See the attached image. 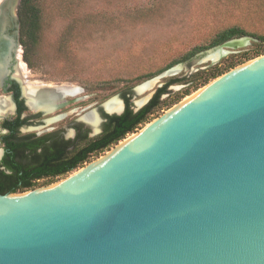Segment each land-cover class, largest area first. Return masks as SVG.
Instances as JSON below:
<instances>
[{
  "label": "water",
  "instance_id": "95a60500",
  "mask_svg": "<svg viewBox=\"0 0 264 264\" xmlns=\"http://www.w3.org/2000/svg\"><path fill=\"white\" fill-rule=\"evenodd\" d=\"M19 2L0 0L5 69L16 68L22 56ZM250 39L199 51L132 91L184 68H204L194 65L213 64ZM219 50L217 59L205 60ZM66 97L28 106L48 114L69 103ZM112 98L121 107L110 112L105 103ZM99 106L108 114L124 110L119 94ZM90 111L95 125L83 118ZM90 111L77 120L97 134L102 119L98 107ZM70 175L49 187L0 194V264H264V54Z\"/></svg>",
  "mask_w": 264,
  "mask_h": 264
},
{
  "label": "rangeland",
  "instance_id": "374dc122",
  "mask_svg": "<svg viewBox=\"0 0 264 264\" xmlns=\"http://www.w3.org/2000/svg\"><path fill=\"white\" fill-rule=\"evenodd\" d=\"M231 25L264 34V0H44L38 57H35L32 68L21 61L28 79L32 81L65 83L83 89L78 96L86 97L47 114L67 113L48 126L63 128L68 134L69 123L82 113L118 93L127 92L139 78L179 59L194 46L205 44L219 30ZM250 37V42L237 47L234 53L244 50L252 53L255 49L252 42L257 40ZM230 54L213 64L203 62L194 67H207L218 62L223 66ZM189 72V68H184L178 74L188 75ZM166 78H160L139 94L128 91L133 109L136 101L152 96ZM183 86L185 84H173L168 88L173 93ZM203 86L170 107L163 106L155 111L150 120L133 133L142 130ZM166 96L164 94L161 98ZM168 98L172 99L173 95ZM131 134L93 156L81 167L104 156ZM80 168L51 183L38 182L35 188L62 180Z\"/></svg>",
  "mask_w": 264,
  "mask_h": 264
},
{
  "label": "trees",
  "instance_id": "16d2710c",
  "mask_svg": "<svg viewBox=\"0 0 264 264\" xmlns=\"http://www.w3.org/2000/svg\"><path fill=\"white\" fill-rule=\"evenodd\" d=\"M43 1L20 0L18 5L20 22L19 42L22 46V58L30 68L34 66L33 61L35 57H38V46L42 33ZM245 35L252 36L257 40L256 42H252V45L255 47L252 53H248L246 50L239 51L230 54L223 66L220 64L221 62H218L214 65L198 69L188 75L176 74L168 76L161 86L156 87L149 100L139 109L134 110L127 103L125 109L120 114H104L107 120L100 134L90 138H86L85 135H77L74 139L59 138L47 144L45 151L41 155L34 156V158L41 157V166L36 167V169L44 172L43 175L47 178L45 183H51L56 178L80 168L93 156H97L111 145L125 138L126 135L133 133L139 126L149 121L154 112L162 109L163 106L170 107L193 90L207 84L234 66L264 54V34L247 31L240 25L228 26L219 30L205 44L194 46L179 59L169 62L156 72L147 74L141 77V79L139 78V81L137 80L128 91H132L135 85L154 77L172 65L190 59L199 51ZM173 84H185V86L172 93L168 87ZM164 94H167V96L161 98ZM171 95H173V98H168ZM21 109L25 108L22 106ZM9 177L8 173L0 169V194L25 191L33 189L38 185V182L32 180L18 184L11 182Z\"/></svg>",
  "mask_w": 264,
  "mask_h": 264
},
{
  "label": "flooded vegetation",
  "instance_id": "af4514ba",
  "mask_svg": "<svg viewBox=\"0 0 264 264\" xmlns=\"http://www.w3.org/2000/svg\"><path fill=\"white\" fill-rule=\"evenodd\" d=\"M11 32L12 30H9V33ZM5 63L6 60L0 59V96L9 99L11 109L7 110L6 114L0 115V169L10 175L9 179L11 182L18 184L28 180L35 182L46 181L47 178L43 175L44 172H40V169H36V167L41 166V157L34 158V156L41 155L45 151L47 144L52 143L55 139H74L77 135H85L86 138H90L100 134L107 120L104 114H111L106 113L102 107L99 106L100 103L94 106L98 107V112L102 119L99 124L101 131L97 134L92 133L93 130L91 126L83 121L77 120V118L69 123L71 126L70 129L74 130L73 134L70 135H67L63 128L48 126V124L59 120L67 113L61 111L57 114L48 116L41 111H35L29 107L28 98L23 93L22 82L14 74L15 67H13L11 63L9 67L5 69ZM42 85L47 86V84L44 83H42ZM76 87L78 88V86ZM42 89L45 88L43 87ZM82 91L83 89L81 88L79 93ZM78 94H76L77 96L75 95L74 98H70L73 96L66 95V98L71 100L69 103L86 97L85 95L78 96ZM118 94L124 102V109L127 103L132 107L129 98L130 92ZM35 96H37V94ZM57 99L61 100V98ZM52 100H55V98L49 99V101ZM65 105L56 108L54 111L59 110ZM22 106L25 109L22 110ZM87 113L93 114L91 111ZM87 113L84 114L83 118L90 122V120L85 117ZM52 116H58V118L46 124L45 120ZM69 148H71V146H69Z\"/></svg>",
  "mask_w": 264,
  "mask_h": 264
},
{
  "label": "bare ground",
  "instance_id": "6f19581e",
  "mask_svg": "<svg viewBox=\"0 0 264 264\" xmlns=\"http://www.w3.org/2000/svg\"><path fill=\"white\" fill-rule=\"evenodd\" d=\"M7 44H8L7 42L6 43L5 42H0V59H4V55L6 56V52H7L6 50L8 48L7 47L8 46ZM221 52H222L221 50H219L217 52H214V53L208 55L205 58V60L206 59H208V60H210V59H217L218 58V54H220ZM24 66H25L24 63L20 59L19 62H18V64L16 65L15 73L14 74L22 82L23 93L28 98V104L30 106H32V107L33 106H37L36 104L38 103V100H43L45 102V104H47L48 101H49V99H51V98H55V99L61 98V99H63L64 96H66V95H68V96H75L81 90V87H79V86L77 88L76 86L67 85L65 83H63V84H55V83H52L51 84V82H47L46 83L47 86H44V85H42V83L40 81H32V80L28 79V75H27V72L24 70L25 69ZM154 82H156V78L155 79H152V80H149L148 82H146L139 90L142 91V92L145 91L150 86H152L154 84ZM43 87L45 89H42ZM36 94H37V96H35ZM146 97L142 98L141 100H144ZM120 107H121V104H120V102H119V100L117 98H112V99L108 100L105 103L106 110L107 111H110V112L116 111ZM9 109H11L9 99L7 97L0 96V115L6 114L7 110H9ZM85 117L88 120H90L91 124L95 125L97 123V118H96L95 115L93 116V114L87 113L85 115ZM135 134L136 133L131 134L127 139H129L130 137H132ZM127 139L121 141L119 143V145L121 143H123L124 141H126ZM92 163H90V164H92ZM86 167L87 166L79 169L78 171L74 172L70 176H72V175L80 172L81 170H83ZM62 180H64V179H62ZM62 180L56 181V182H54L52 184H49L47 186L49 187V186L54 185V184H56V183H58V182H60Z\"/></svg>",
  "mask_w": 264,
  "mask_h": 264
}]
</instances>
